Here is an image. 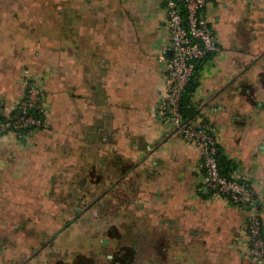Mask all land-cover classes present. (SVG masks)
Listing matches in <instances>:
<instances>
[{
  "label": "crops",
  "instance_id": "1",
  "mask_svg": "<svg viewBox=\"0 0 264 264\" xmlns=\"http://www.w3.org/2000/svg\"><path fill=\"white\" fill-rule=\"evenodd\" d=\"M204 17L219 50L198 62L188 108L250 184L264 237V0H207ZM169 40L161 0H0V116L28 76L46 110L42 129L0 134V264L68 238L64 222L124 175L127 213L91 235L119 238L121 264H252L244 211L202 188L196 147L166 139Z\"/></svg>",
  "mask_w": 264,
  "mask_h": 264
},
{
  "label": "built area",
  "instance_id": "2",
  "mask_svg": "<svg viewBox=\"0 0 264 264\" xmlns=\"http://www.w3.org/2000/svg\"><path fill=\"white\" fill-rule=\"evenodd\" d=\"M170 34L169 45L161 55L165 63L163 96L158 105L160 120L179 135L186 145L200 152L199 168L203 175L202 188L226 198L245 214V232L240 245L246 249L252 264H264V237L259 215V203L250 184L222 175L216 154L215 137L194 122L181 129L185 118L181 112L183 94L194 78L196 63L219 50V44L204 17L207 0H161ZM169 58H165L167 52ZM43 96L37 81L28 76L24 94L10 116H0V134L17 136L29 130H40L45 123Z\"/></svg>",
  "mask_w": 264,
  "mask_h": 264
},
{
  "label": "flooded vegetation",
  "instance_id": "3",
  "mask_svg": "<svg viewBox=\"0 0 264 264\" xmlns=\"http://www.w3.org/2000/svg\"><path fill=\"white\" fill-rule=\"evenodd\" d=\"M111 191L112 190L102 192L93 201L85 205L80 211H77L76 215L64 222L62 231H60V233L66 234L69 231L68 234L71 236H69V239L65 237L66 239L64 238L63 241L61 239L58 243H55L56 238H49L41 246H39V248L43 247L42 250L30 260H28L25 264H28L29 261L30 264L39 254L42 256L45 255L43 261L44 264H65L66 262L69 264H77L80 263L79 260L81 256L86 257V259H96L99 264H121V258L124 255V250L122 251L120 242L117 243V247L115 245H113L114 247H111L110 244L107 245V240L104 237L109 233L108 229L110 228H108V223L112 220L111 218L114 217L113 215L127 213V203L130 202H128L126 199L121 200V202L117 200H107L105 207L102 208L104 212L101 211L102 213H98L96 211V204L102 200L103 196L107 195L108 193L111 194ZM100 196L102 197L97 200L96 203H94ZM117 204H120V206L117 207ZM87 207L90 208L87 209L85 213H83V210H85ZM92 210H95L93 215H90L82 222H79L87 212ZM100 233L104 237L93 239L92 236ZM68 234H66V236ZM111 248L114 249L115 255L114 253L109 254V250ZM45 250L47 253L43 255L42 251ZM31 256H29V258ZM33 264H36V261H34Z\"/></svg>",
  "mask_w": 264,
  "mask_h": 264
},
{
  "label": "trees",
  "instance_id": "4",
  "mask_svg": "<svg viewBox=\"0 0 264 264\" xmlns=\"http://www.w3.org/2000/svg\"><path fill=\"white\" fill-rule=\"evenodd\" d=\"M198 62H200V61H198ZM198 62L196 63L194 78L188 84V86H187V88L183 94V98H182L181 112H182L185 120L188 118H192L195 115V111L192 110V108H188V106L191 104V96L194 93L195 88L197 86V84H196V71H197ZM204 130L206 132H208L206 129H204ZM25 132H27V131H25ZM208 133H210V132H208ZM216 159H217V162H218V165H219V168H220L222 175H224L227 178H232V176H231L232 169L230 168V165L226 166V168L223 166V161L220 159L218 151L216 154ZM123 181L124 180H122L116 186H114V188L111 191V194L108 193L107 195L103 196L102 200L96 204L98 213L104 212V210L102 208L105 207V203L107 200H117V201L121 202V200H123V199L128 200L129 197L131 199L132 192H131V190L126 188V185L123 184ZM119 206H120V204H117V207H119ZM115 209H116V207H115ZM115 241H116V243H119L120 239L116 238ZM79 261H80V263H77V264H99L96 259H93V258L86 259V257H83V256H81ZM65 264H69V263L66 262ZM71 264H75V263H71Z\"/></svg>",
  "mask_w": 264,
  "mask_h": 264
},
{
  "label": "water",
  "instance_id": "5",
  "mask_svg": "<svg viewBox=\"0 0 264 264\" xmlns=\"http://www.w3.org/2000/svg\"><path fill=\"white\" fill-rule=\"evenodd\" d=\"M169 54H170V56H171V52H169ZM239 107H240V109H242L241 106H239ZM242 107H244V106H242ZM240 109H238V111H239ZM197 113H198V111H197ZM197 113H196V114H197ZM237 113H238V115H239V112H237ZM196 114H195L192 118H188V119L184 120V122H183L182 125H181V129H185V127H186L187 124H189L190 122H193L192 119L196 116ZM179 132H180V128H176V129H174V130L171 132V134H169V136H168L166 139H168V138H170V137H172V136H177V135H179ZM163 142H165V141H163ZM153 152H154V151H153ZM149 155H151L150 152H149L148 156H149ZM136 167H137V165H134V166L130 169V171L132 172ZM125 176H126V175H124V176H122L121 178H119V179L113 184V187L116 186L120 181H122V180H123V177H125ZM101 197H102V196L98 197L94 203H96L97 200H99ZM94 203H93V204H94ZM93 204H92V205H93ZM89 208H90V207H87L85 210H83V213H85L86 210L89 209ZM42 248H43V247H40L39 249H37V250L34 252V254H33L29 259H27V260H25V261L23 262V264H25L28 260H30V259H31L33 256H35L37 253H39V252L42 250Z\"/></svg>",
  "mask_w": 264,
  "mask_h": 264
},
{
  "label": "rangeland",
  "instance_id": "6",
  "mask_svg": "<svg viewBox=\"0 0 264 264\" xmlns=\"http://www.w3.org/2000/svg\"><path fill=\"white\" fill-rule=\"evenodd\" d=\"M96 211H97V208H96ZM94 212H95V210H92V211H90V212H87L86 214H85V216L79 221V222H82L84 219H86L88 216H90V215H93L94 214ZM79 233V232H78ZM66 235V234H65ZM71 237V236H70ZM70 237H68L67 239H69ZM64 237L62 236L61 238H59L58 239V241L56 240L55 241V243L57 242H59L61 239H63ZM33 241V245H35V241L34 240H32ZM29 244H31V243H29ZM36 248L38 249L39 248V246H36ZM36 249V250H37ZM35 249L33 250V251H31L30 253H28L27 255H26V257H25V259L24 260H27L28 258H29V256H31L35 251H36ZM45 253H47V251L45 250V251H42V254L44 255ZM42 256V255H41ZM45 256V255H44ZM44 256H42V257H40L39 259L40 260H42V261H44ZM24 260H22V261H24ZM35 260V259H34ZM34 260L31 262L32 264H33V262H34ZM30 262V261H29ZM29 262H28V264H29ZM23 262H21L20 264H22ZM30 263V264H31Z\"/></svg>",
  "mask_w": 264,
  "mask_h": 264
}]
</instances>
